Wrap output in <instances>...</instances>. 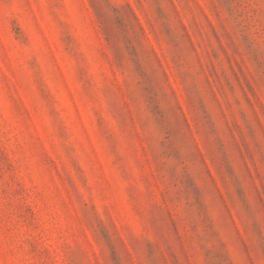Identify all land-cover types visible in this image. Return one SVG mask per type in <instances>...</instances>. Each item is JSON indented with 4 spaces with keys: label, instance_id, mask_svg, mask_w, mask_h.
I'll return each mask as SVG.
<instances>
[{
    "label": "rangeland",
    "instance_id": "obj_1",
    "mask_svg": "<svg viewBox=\"0 0 264 264\" xmlns=\"http://www.w3.org/2000/svg\"><path fill=\"white\" fill-rule=\"evenodd\" d=\"M0 264H264V0H0Z\"/></svg>",
    "mask_w": 264,
    "mask_h": 264
}]
</instances>
